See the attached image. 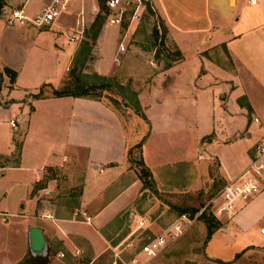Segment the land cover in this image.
Wrapping results in <instances>:
<instances>
[{
  "label": "crops",
  "instance_id": "obj_1",
  "mask_svg": "<svg viewBox=\"0 0 264 264\" xmlns=\"http://www.w3.org/2000/svg\"><path fill=\"white\" fill-rule=\"evenodd\" d=\"M247 1L144 0L178 54L166 66L146 61L136 45L124 46L137 18L125 27L106 23L102 0H69L41 28L9 26L6 17L12 9L31 17L49 0L3 1L0 264H108L121 245L115 223L138 184L126 151L140 144L143 152L157 127L168 137L177 127L188 133L181 158L191 165L200 141L205 162L214 157L225 182L246 167L253 144L264 137V1ZM83 55L94 79L115 77L120 86L131 80L142 116L97 98L34 97L44 84L61 87ZM3 69L15 73L12 82ZM258 185L233 213L213 216L218 227L205 240V257L228 263L256 256L264 263V172ZM30 227L40 230L42 253L29 249ZM131 253L124 249V260Z\"/></svg>",
  "mask_w": 264,
  "mask_h": 264
},
{
  "label": "rangeland",
  "instance_id": "obj_2",
  "mask_svg": "<svg viewBox=\"0 0 264 264\" xmlns=\"http://www.w3.org/2000/svg\"><path fill=\"white\" fill-rule=\"evenodd\" d=\"M104 1L101 2L102 12L106 11ZM132 8L131 5L124 6L125 10L120 22L123 27L132 18ZM135 18L138 24L131 38L124 42V46L136 45L144 51L146 61L158 63L161 66H166L170 61L178 58L174 47L165 37L163 24L148 4L143 2V10ZM87 58L88 56L83 55L74 59L72 63L75 69L74 75L67 72L61 87L58 88L56 83L51 85L57 88L56 90L67 89L74 93L90 84H101L103 87L89 90L85 97L97 98L116 108L125 107L124 109H128L129 114L136 113L142 116L140 107L134 101L135 88L132 87L131 80L128 78L127 82H121L120 86L115 77L94 79V73L86 66L89 62L85 61ZM76 78L79 79L80 87L74 86ZM52 89L44 84L40 91L51 95ZM136 120L138 129L144 128V122L138 117ZM153 122L156 126V121ZM175 131L176 134L172 132L170 137H168L169 134L163 136L164 134H159L157 127L143 146V152L141 148L136 149L135 147L126 151L125 157L129 166L130 178L136 179L138 184L135 196L129 201L128 206L115 223L120 226L116 236V240L121 243L119 248L124 251L125 245L129 242L134 247L139 246L152 239L154 233H163L168 230L171 224L183 215L185 219L180 220L185 225V231L170 241L150 260V263L153 261L154 264H264L256 256L239 257L228 263L204 256L206 228L203 218L197 216L198 211L205 207L203 216L211 219L212 214L206 205L225 181L218 175L214 157H211L209 162H205L206 158H203L205 154L200 149V141H197L196 147L192 149V165L187 163L185 158H181V155L186 152L185 149L190 146L189 135L185 134V130L180 127H177ZM143 159L148 162V167ZM140 161L149 171L145 182L139 176L142 168ZM133 187V184L129 186V195L133 193ZM212 218L216 221L213 216Z\"/></svg>",
  "mask_w": 264,
  "mask_h": 264
},
{
  "label": "built area",
  "instance_id": "obj_3",
  "mask_svg": "<svg viewBox=\"0 0 264 264\" xmlns=\"http://www.w3.org/2000/svg\"><path fill=\"white\" fill-rule=\"evenodd\" d=\"M68 1L49 0L46 5L31 17L25 16L20 9H12L7 14L6 24L10 26L14 23H29L38 28L49 26L59 15L60 11L66 7ZM259 1L248 0L247 2L250 5H254ZM143 2L144 0H105L106 11L103 12L105 22L108 24H120L125 5H131L133 7L131 17H137L136 11L138 7L143 6ZM120 50H123L122 47H120ZM262 172H264V137L253 144L252 153L246 167L236 177L226 181L207 203L206 207H209L212 216L216 214H231L234 212L238 201H245L256 194L259 190L258 179ZM204 210L205 207L200 209L197 216ZM180 219H185V217L183 215L180 216L171 224L168 230L141 243L137 247H134L131 242L127 243L124 249L129 248L132 252L128 260H124L122 256L123 249H120L118 245V250L112 252L111 260L108 264H149L150 260L163 250L170 241L176 239L185 231V225L181 223ZM87 220L88 218H86ZM259 232L264 234L263 229Z\"/></svg>",
  "mask_w": 264,
  "mask_h": 264
},
{
  "label": "trees",
  "instance_id": "obj_4",
  "mask_svg": "<svg viewBox=\"0 0 264 264\" xmlns=\"http://www.w3.org/2000/svg\"><path fill=\"white\" fill-rule=\"evenodd\" d=\"M101 1V0H99ZM104 1V0H102ZM3 5V0H0V8L1 6ZM96 23H98L100 21L99 17H96L95 19ZM3 71L5 73H7L9 75V80L10 82L13 81V78H14V75L15 73L8 70V69H3ZM75 72V69L74 67H71L70 70L68 71V74H71V75H74L73 73ZM76 83L74 86L76 87H80L79 85V79L76 78ZM103 87L101 84H97V85H93V84H90L88 87L84 88L83 90L79 91V92H69L67 91V89H61V90H56V89H52L51 91V95L54 96V97H61V96H73V97H85L87 92L91 89H99ZM41 94V91L39 90L37 94L34 95V97H38L39 95ZM86 98H92V97H86ZM139 114V112H138ZM136 149L137 148H140V144H136L134 146ZM141 165H142V168L140 169V174L139 176L143 178V182L147 181V178L149 176V171L147 168H145L142 164V161H140ZM203 212L199 215L200 217L203 218V221L205 223V228H206V235H205V240L210 236V234L212 233L213 229H216L218 227V222L217 221H213V218L212 216L210 217L211 219H208V217H204L203 216Z\"/></svg>",
  "mask_w": 264,
  "mask_h": 264
},
{
  "label": "water",
  "instance_id": "obj_5",
  "mask_svg": "<svg viewBox=\"0 0 264 264\" xmlns=\"http://www.w3.org/2000/svg\"><path fill=\"white\" fill-rule=\"evenodd\" d=\"M28 246L32 253H42L44 251V242L40 230L30 227L28 230Z\"/></svg>",
  "mask_w": 264,
  "mask_h": 264
}]
</instances>
